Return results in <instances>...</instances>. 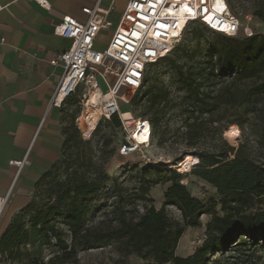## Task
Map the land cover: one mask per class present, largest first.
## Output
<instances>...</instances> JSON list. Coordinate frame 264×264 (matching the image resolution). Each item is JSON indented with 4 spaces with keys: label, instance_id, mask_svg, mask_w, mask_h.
I'll return each mask as SVG.
<instances>
[{
    "label": "trees",
    "instance_id": "obj_1",
    "mask_svg": "<svg viewBox=\"0 0 264 264\" xmlns=\"http://www.w3.org/2000/svg\"><path fill=\"white\" fill-rule=\"evenodd\" d=\"M253 15L264 23V0L254 3ZM218 39L219 43L197 42L192 49L184 48L182 56L161 58L172 74L170 85L145 75L131 99L132 107H142L155 129L174 108L187 117L183 135L187 144L197 147L194 173L216 189L217 203L205 205L192 196L180 182L181 173L173 172L162 206L143 204L139 211L132 201L150 185L126 196L115 180L108 187L110 178L104 166L114 152L104 149L110 140L100 141L101 154L96 156L94 144L82 138L74 123L76 115H70L67 124L62 116L60 157L35 182L32 198L21 209L30 217L31 230L25 228L20 215L13 217L0 236V253L12 258L32 231L40 243L54 242L62 251L113 242L121 254L118 264H132L129 255L148 264H207L215 252L264 240V209L254 208L264 198V34H218ZM101 122L119 129L115 117L100 121L96 128ZM223 128L225 132L231 129L230 133L240 129L243 140L238 146L222 137ZM209 132L219 143L200 147ZM41 192L47 193L45 208L36 204ZM100 199L103 202L96 205ZM216 204L221 213L214 209ZM167 205H174L181 218L171 217L165 211ZM95 208L102 210L101 217L92 222L88 217ZM203 214L211 216L204 241L190 256H178L176 248L184 229L200 226ZM57 221L68 230L70 244ZM31 264H37L35 259Z\"/></svg>",
    "mask_w": 264,
    "mask_h": 264
},
{
    "label": "rangeland",
    "instance_id": "obj_2",
    "mask_svg": "<svg viewBox=\"0 0 264 264\" xmlns=\"http://www.w3.org/2000/svg\"><path fill=\"white\" fill-rule=\"evenodd\" d=\"M125 0H116L114 9L119 10ZM257 0H232V11L235 15L241 16L244 25L240 27V31L234 36H245L248 32L264 34V23L253 16L252 21L251 14H253L254 3ZM218 34L211 32L206 27L198 23H191L185 33V37L181 44L175 45L169 52H167L162 59L169 58L171 56H182V49H192L197 42L202 44L219 43ZM146 75L152 77H158L160 80L169 84L172 82V74L166 69V66L162 60L152 64L147 71ZM101 87L102 82H99ZM172 92L175 94L176 90L173 86H170ZM127 94L132 97L134 92L126 90ZM83 89L80 88L79 93H82ZM90 95V91H89ZM89 97V96H88ZM129 106H125L123 109H127ZM63 113L61 116L65 118L64 123L67 124L70 120V115L75 114L74 123L76 125V119L81 114V106L79 99L76 97H70L65 101L62 107ZM134 116L148 117L144 113L142 107L133 108ZM187 117L179 113L177 108L169 111L164 121L161 123L158 129L152 126V139L149 146L141 147L137 152L121 155L118 151V146L123 141V134L120 129L114 127L111 124L100 123L99 126L93 131L90 137H84L82 131L79 129L83 139H90L94 144L95 155L101 154L100 141L103 139H109L110 142L104 150L113 149V154L108 158L105 163L104 170L109 176L107 186L113 185V180L126 196L133 191L138 190L140 186L150 185V187L143 192V195L139 199L134 200L139 211L143 210V204H153L159 209L164 201V192L171 184L169 178L173 172L181 173L180 182H182L192 196L201 200L205 205L212 202L217 203L218 194L216 189L198 177L194 173V165L197 161L193 162L194 151L197 150L196 146L186 143L183 132L185 130L184 124ZM83 129V122L81 123ZM78 128V127H77ZM239 128V127H238ZM226 128L222 130V137L225 138L230 144L238 146L243 140L240 129L238 132L230 133L225 132ZM230 133V134H229ZM212 132L202 140L200 147H209L210 144H218V139H212ZM252 137L249 139V145H253L251 142ZM252 152L255 151L254 147L251 148ZM197 159V158H196ZM188 160V170L185 169L186 165L180 166ZM179 161V162H177ZM194 165V166H193ZM192 169V170H191ZM152 184V185H151ZM34 190L31 194L33 196ZM46 192H41L36 196V204L41 207H46ZM103 199L95 201L96 205L101 204ZM254 208L264 209V198L254 203ZM214 209L220 212L219 204L214 206ZM165 211L173 218L180 219V211L174 205H167ZM102 210L97 208L91 211L88 217L89 221L98 220L101 217ZM21 216L26 229L31 230L30 217L27 214H23L21 209L14 215ZM209 214H203L200 216V226L198 227H186L178 242L176 248V254L181 257L190 256L196 247L202 244L205 239L206 223L210 220ZM57 225L62 226V236L66 239V242L70 244V235L65 226L60 225L57 221ZM39 238L31 231L29 233V241L22 244L18 251L13 252V257L0 253V264H31V259H35L37 264H118L121 254L117 250V245L113 242L91 249L68 247L66 251H62L58 248L54 242L40 243ZM251 241V239H249ZM62 258V259H61ZM127 259L132 264H148L147 261L140 257L133 255L127 256ZM164 264H170L169 262ZM207 264H264V240H257L256 244L242 246L237 250H223L215 252L211 255L210 261Z\"/></svg>",
    "mask_w": 264,
    "mask_h": 264
},
{
    "label": "built area",
    "instance_id": "obj_3",
    "mask_svg": "<svg viewBox=\"0 0 264 264\" xmlns=\"http://www.w3.org/2000/svg\"><path fill=\"white\" fill-rule=\"evenodd\" d=\"M35 1L43 8L48 7L47 0ZM101 1L93 0L90 6L82 7L83 19L65 15L53 25V32L70 39L71 45L49 61L63 69L52 104L60 105L63 100L76 96L81 106L76 126L82 131V118L89 117V91L91 87L100 90L99 112L91 134L100 121L110 122L115 117L124 138L117 152L128 155L149 146L152 125L147 117L134 116L132 97L126 90L135 94L141 88L150 66L182 43L191 23L201 24L211 32L234 36L244 21L234 14L228 0L219 3L217 0H126L113 24L109 14L116 0H109L111 5L108 7H104ZM185 5L193 9L194 14L189 13ZM251 16L252 21L254 15ZM111 28L106 46L97 49V37ZM250 34L251 31L247 33ZM80 88L82 93H79ZM125 106L129 107L123 109ZM137 133L146 141L139 142L135 138ZM25 160L26 157L11 163L20 170ZM11 196L12 186L0 197V215Z\"/></svg>",
    "mask_w": 264,
    "mask_h": 264
},
{
    "label": "crops",
    "instance_id": "obj_4",
    "mask_svg": "<svg viewBox=\"0 0 264 264\" xmlns=\"http://www.w3.org/2000/svg\"><path fill=\"white\" fill-rule=\"evenodd\" d=\"M126 1V0H125ZM121 8L111 7L116 23ZM0 0V197L12 186L11 200L0 215V236L14 215L31 199L34 184L60 157L64 103L52 104L62 67L51 58L71 45V40L53 32L65 15L83 19L82 7L93 0ZM104 7L109 0H102ZM114 26V25H113ZM112 28L97 37L103 49ZM26 157L20 170L11 161Z\"/></svg>",
    "mask_w": 264,
    "mask_h": 264
},
{
    "label": "bare ground",
    "instance_id": "obj_5",
    "mask_svg": "<svg viewBox=\"0 0 264 264\" xmlns=\"http://www.w3.org/2000/svg\"><path fill=\"white\" fill-rule=\"evenodd\" d=\"M89 96V97H88ZM88 102H87V110L89 112V117L87 119H85L84 117L82 118L83 121V135L85 137L90 136L97 116H98V112H99V101H100V97H101V91L98 90L97 88H92L90 89V95H88ZM59 100H61V98H59ZM82 125V124H81ZM135 138L137 140H139V142L143 143L146 141V139L143 135H139L138 133L135 134ZM186 165L185 169L188 170V160H185L184 163H182L180 166Z\"/></svg>",
    "mask_w": 264,
    "mask_h": 264
},
{
    "label": "snow or ice",
    "instance_id": "obj_6",
    "mask_svg": "<svg viewBox=\"0 0 264 264\" xmlns=\"http://www.w3.org/2000/svg\"><path fill=\"white\" fill-rule=\"evenodd\" d=\"M217 2L219 3L220 0H217ZM185 8H186V10H187L189 13L194 14L193 9H191L190 7H187V5H185ZM205 11H206V10H205Z\"/></svg>",
    "mask_w": 264,
    "mask_h": 264
},
{
    "label": "water",
    "instance_id": "obj_7",
    "mask_svg": "<svg viewBox=\"0 0 264 264\" xmlns=\"http://www.w3.org/2000/svg\"><path fill=\"white\" fill-rule=\"evenodd\" d=\"M224 133H225V131H224Z\"/></svg>",
    "mask_w": 264,
    "mask_h": 264
}]
</instances>
